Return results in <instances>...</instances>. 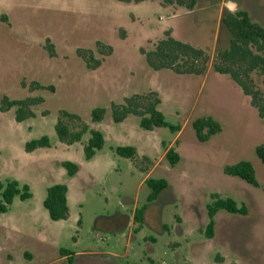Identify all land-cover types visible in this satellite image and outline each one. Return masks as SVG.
I'll return each instance as SVG.
<instances>
[{
    "label": "rangeland",
    "instance_id": "rangeland-1",
    "mask_svg": "<svg viewBox=\"0 0 264 264\" xmlns=\"http://www.w3.org/2000/svg\"><path fill=\"white\" fill-rule=\"evenodd\" d=\"M236 10L264 28V0H197L190 12L156 0H0V181L16 180L31 194L16 197L0 214V264H264V164L255 153L264 145V76L258 70L246 75L244 64L221 57L231 39L221 19ZM166 33L203 51L197 62L201 68L206 58L202 74L147 65L140 50L154 49ZM79 54L88 55L87 62ZM96 61L100 65L89 69ZM216 66L231 67L256 93V104ZM150 93L165 120L180 126L177 136L165 128L144 131L132 115L126 125L113 122V105ZM26 98L42 101L30 107L32 117L17 122L16 108L2 100ZM95 108L106 109L99 123L91 120ZM208 116L221 132L199 143L191 122ZM58 122L73 133L86 129L81 141H58ZM92 129L105 143L88 161L83 147ZM42 136L51 147L25 151L26 142ZM173 139L179 161L170 167L164 152ZM136 142L135 162L114 152ZM66 159L82 170L69 184L68 218L56 222L42 203L48 187L68 181L64 168L59 180ZM240 161L252 164L258 187L224 174ZM151 170L150 177L167 187L148 204L150 189L142 180ZM218 198L233 199L246 214L219 211L208 239L206 207ZM134 201L147 207L140 229L132 218ZM118 213L122 220L131 213L124 222L130 238L128 229L120 237L97 227H111Z\"/></svg>",
    "mask_w": 264,
    "mask_h": 264
},
{
    "label": "trees",
    "instance_id": "trees-1",
    "mask_svg": "<svg viewBox=\"0 0 264 264\" xmlns=\"http://www.w3.org/2000/svg\"><path fill=\"white\" fill-rule=\"evenodd\" d=\"M123 4H140L150 0H116ZM163 7L183 8L185 12H190L195 7L197 0H156ZM222 26L230 34L229 49L222 52L221 57L225 62L234 64L235 62L244 64V73L255 70L260 71L264 76V28L258 23L253 22L249 15L241 10H236L234 13H227L221 19ZM97 45H101L97 43ZM102 51V50H101ZM112 52V47L107 46L105 55ZM145 57L147 65L154 71L169 69L177 74H195L199 75L205 71L206 58L203 59L201 68L197 62L203 58V51L195 48L192 45L173 38L169 33L165 37L158 40L154 45V49L150 51L140 50ZM103 53V52H101ZM81 58L87 62L88 55L79 54ZM95 69L100 65L96 61ZM220 73H226L243 89L246 95H251L252 104L255 105L256 93L249 90L246 83L240 76L232 70L231 67L220 68L215 67ZM41 99L26 98L24 100L7 101L2 100V105L6 103V107H15V117L17 122H22L33 116L30 107L40 103ZM160 100L156 94L150 93L146 95H134L125 98L124 103L113 105L111 107V116L114 123L123 122L128 116H136L139 118V126L144 131H153L158 128L168 129L171 133L180 131L179 125H172L165 120V116L158 109ZM261 110V108H260ZM106 114L105 108H95L91 112V120L94 123H99L104 119ZM68 115V114H65ZM74 117V116H70ZM260 117H263L262 113ZM196 140L199 143L207 142L211 137L221 132L220 124L212 117H202L194 119L191 122ZM55 132L58 141L69 145L81 141L86 129L79 132H70L69 129L62 123L58 122L55 125ZM89 139L83 147V153L86 160H90L104 146V137L98 130L89 131ZM177 144L175 141L174 145ZM171 147L165 154V159L169 166H175L179 161V155L175 150V146ZM51 142L47 136H42L39 139L30 140L25 143V151L31 152L39 148H49ZM117 155L124 158H133L135 150L132 147H117L115 148ZM256 156L264 164V145L255 149ZM61 166L66 170L67 175L72 177L78 170V166L69 161H64ZM223 172L227 176L237 177L247 184L258 187L255 170L252 164L248 161H240L234 165L226 166ZM150 189L146 201L148 204L157 200L159 194L166 189L167 182L164 179L147 178L144 182ZM18 197L21 201L29 199L31 194L27 185H21L16 180L0 181V214L7 212L13 200ZM48 217L52 221H64L68 218L69 208L67 204V187L64 184H53L46 190V196L42 203ZM147 207L143 205L137 207L134 213V221L138 225L137 229L143 224V217ZM207 216L209 222L205 228V236L213 237L215 216L223 210L230 214L245 215L246 209L238 207L233 199H216L212 204L207 205ZM62 256H67V260L71 261L72 256L66 251L61 250Z\"/></svg>",
    "mask_w": 264,
    "mask_h": 264
},
{
    "label": "crops",
    "instance_id": "crops-1",
    "mask_svg": "<svg viewBox=\"0 0 264 264\" xmlns=\"http://www.w3.org/2000/svg\"><path fill=\"white\" fill-rule=\"evenodd\" d=\"M178 16V14H176V15H173V16H171V18L172 19H175L176 17ZM159 107V106H158ZM128 121V119L126 118L123 122H121V123H119V124H121V125H126V122ZM127 127V126H126ZM128 128V127H127ZM155 130V129H154ZM153 130V131H154ZM99 131V130H98ZM99 132H101V131H99ZM150 132H152V131H150ZM180 132V131H179ZM178 132V133H179ZM102 133V132H101ZM178 133L176 134V136L178 135ZM102 135H103V133H102ZM103 137H104V135H103ZM89 139V138H88ZM139 141V140H138ZM143 141V140H142ZM175 141H177V140H172L171 141V143L167 146V148H166V150H165V152H164V157H165V154H166V152L171 148V147H173V145H174V143H175ZM104 143H105V138H104ZM74 144V143H73ZM76 144V143H75ZM74 144V145H75ZM151 144H147L146 143V146L147 147H149ZM120 147V146H119ZM123 147H132V148H134V150H135V154H134V157L133 158H129L132 162H135V160H137V156H138V149L136 148L137 147V142H136V146H135V144L134 145H125V146H123ZM117 148V147H116ZM39 149H43V148H39ZM97 152V151H96ZM114 152H115V148H114ZM78 153H79V151H78ZM78 153L77 154H75V155H78ZM116 153V152H115ZM152 153H154V151L152 150V151H147V152H145L144 153V155L146 156V157H148L150 154H152ZM75 155H72L70 158H74L75 157ZM142 155V154H141ZM74 156V157H73ZM83 157H84V153H83ZM94 157H96V153H95V155L93 156V158ZM93 158H91L90 160H92ZM84 159H85V157H84ZM86 160V159H85ZM90 160H88V161H90ZM64 161H69V162H71V163H73V164H76L77 166H78V170L76 171V173L72 176V177H69L68 175H67V172H66V175H67V177L69 178L68 179V181H66V182H56L55 184H64V185H66V187H67V204H68V208H69V195H70V183H73V181L74 180H76L77 179V177H79L80 176V173H81V170H82V166L80 165V164H78V163H76V162H73L72 160H70V159H66V160H64ZM63 161V162H64ZM144 166H142V164L140 165V170H142V171H144V172H146L145 171V168H143ZM171 167V166H170ZM153 170H154V168H153ZM66 171V170H65ZM60 173H61V175H60V177H59V180H61V178H62V175H63V167L61 166V168H60ZM152 173V170L151 171H149L148 173H146L145 174V176H144V178H143V180H142V182L144 183L145 182V180L147 179V178H149L150 177V174ZM137 209V205H136V202L134 201L133 202V209H132V211H131V213L133 214L132 216V218H133V220H134V213H135V210ZM130 213V214H131ZM130 214H128L127 216H126V219L130 216ZM124 216L122 215V214H120V213H118V214H116L115 216H114V221H113V223H112V226L111 227H104V226H102V225H99V226H97V227H99V228H101L103 231H105V232H110L111 234H113V235H120V237L121 236H123L124 235V231L125 230H127L128 229V232H129V238L131 237L130 236V230H129V228H127V227H124V222H125V220H122V218H123ZM50 219V218H49ZM56 222H58V221H56ZM131 223V222H130ZM129 223V224H130ZM129 224H128V226H129ZM110 255H112V256H115V257H117L116 255H114V254H111V253H109ZM70 256H72V258H73V255H70ZM63 259H66L67 260V256H63L62 257Z\"/></svg>",
    "mask_w": 264,
    "mask_h": 264
},
{
    "label": "flooded vegetation",
    "instance_id": "flooded-vegetation-1",
    "mask_svg": "<svg viewBox=\"0 0 264 264\" xmlns=\"http://www.w3.org/2000/svg\"><path fill=\"white\" fill-rule=\"evenodd\" d=\"M163 192H164V190L159 194L158 198L161 197L160 195H162ZM158 198H157V199H158ZM50 220H51V219H50ZM214 220H215V218H214ZM208 222H209V221H208ZM207 224H208V223H207ZM206 226H207V225H206ZM205 228H206V227H205ZM204 233H205V232H204ZM206 238H208V237H206ZM211 238H212V237H211ZM211 238H208V239H211ZM67 261H68V260H67ZM234 264H237V263H234Z\"/></svg>",
    "mask_w": 264,
    "mask_h": 264
},
{
    "label": "water",
    "instance_id": "water-1",
    "mask_svg": "<svg viewBox=\"0 0 264 264\" xmlns=\"http://www.w3.org/2000/svg\"><path fill=\"white\" fill-rule=\"evenodd\" d=\"M228 7H229L230 9H233V8H234V4H233V3H229V4H228Z\"/></svg>",
    "mask_w": 264,
    "mask_h": 264
}]
</instances>
